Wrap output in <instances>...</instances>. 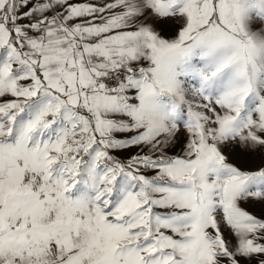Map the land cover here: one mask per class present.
Masks as SVG:
<instances>
[{"label":"snow or ice","instance_id":"obj_1","mask_svg":"<svg viewBox=\"0 0 264 264\" xmlns=\"http://www.w3.org/2000/svg\"><path fill=\"white\" fill-rule=\"evenodd\" d=\"M0 264H264V0H0Z\"/></svg>","mask_w":264,"mask_h":264}]
</instances>
